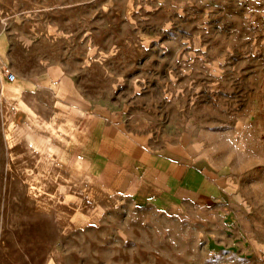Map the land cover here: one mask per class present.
Wrapping results in <instances>:
<instances>
[{"label":"rangeland","instance_id":"374dc122","mask_svg":"<svg viewBox=\"0 0 264 264\" xmlns=\"http://www.w3.org/2000/svg\"><path fill=\"white\" fill-rule=\"evenodd\" d=\"M0 34L14 82L60 77L30 113L0 94V264H264V0H0ZM89 113L191 139L224 197L104 194L72 168Z\"/></svg>","mask_w":264,"mask_h":264},{"label":"crops","instance_id":"0c3cea01","mask_svg":"<svg viewBox=\"0 0 264 264\" xmlns=\"http://www.w3.org/2000/svg\"><path fill=\"white\" fill-rule=\"evenodd\" d=\"M2 35L0 73L8 68V42ZM49 72L46 70L26 77L15 72L16 81L3 86V93L20 99L22 112L35 111L29 95L44 89L52 91V86L57 87L60 81L59 76L53 73L51 77ZM86 118H90L91 122L85 126L79 143L81 155L72 168L83 169L104 194L122 195L136 204L165 198V203L175 209L205 207L224 197L225 188L220 174L191 139L174 146L150 147L142 138L128 132L118 120L113 122L103 115L94 117L92 113ZM71 137L68 143L72 141V144L63 159L64 163L68 161L77 138L75 135Z\"/></svg>","mask_w":264,"mask_h":264},{"label":"bare ground","instance_id":"6f19581e","mask_svg":"<svg viewBox=\"0 0 264 264\" xmlns=\"http://www.w3.org/2000/svg\"><path fill=\"white\" fill-rule=\"evenodd\" d=\"M3 92V86H2V88L0 89V94ZM0 97H1V95H0ZM10 137L11 136H9L8 134L6 135V140H7V142L9 141L10 142ZM12 141V140H11ZM47 141H49V139H46V138H44L43 140H39L36 144H33V148L34 149H36L37 151H41L42 149H41V147H42V144L44 143V142H47ZM11 146V143H9V147ZM53 149V148H52Z\"/></svg>","mask_w":264,"mask_h":264},{"label":"built area","instance_id":"2783aa9c","mask_svg":"<svg viewBox=\"0 0 264 264\" xmlns=\"http://www.w3.org/2000/svg\"><path fill=\"white\" fill-rule=\"evenodd\" d=\"M2 75L7 83H12L15 80V75L8 68L2 70Z\"/></svg>","mask_w":264,"mask_h":264}]
</instances>
